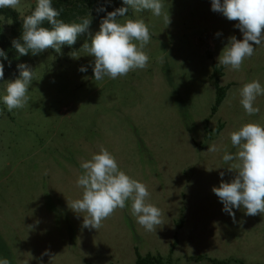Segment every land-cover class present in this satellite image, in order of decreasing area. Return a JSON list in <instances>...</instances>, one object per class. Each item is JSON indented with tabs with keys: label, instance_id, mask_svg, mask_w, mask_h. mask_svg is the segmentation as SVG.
Here are the masks:
<instances>
[{
	"label": "rangeland",
	"instance_id": "1",
	"mask_svg": "<svg viewBox=\"0 0 264 264\" xmlns=\"http://www.w3.org/2000/svg\"><path fill=\"white\" fill-rule=\"evenodd\" d=\"M163 3L168 25L147 10L129 8L119 18L143 19L149 27L145 69L94 80V58L82 46L116 9L111 3L92 13L98 20L74 45L23 63L34 71L25 108L7 110L2 96L7 81L17 77L0 80V259L135 264L152 256L162 264H264V214L233 209V220L212 191L236 175L228 169L236 161H223L225 151H238L230 133L249 122L264 125V95L256 98L260 111L251 116L239 96L253 80L264 87V46L253 45L254 55L238 71L219 65L228 39L243 38L237 21L213 12L211 0ZM213 62L223 68L220 86L226 91L216 113ZM81 66L87 71L80 72ZM213 144L219 151L208 152ZM100 146L120 170L146 184L147 202L162 212L156 231L136 222L131 200L99 230L84 228L83 216L68 207L82 195L76 184L81 162ZM46 250L49 255L42 256Z\"/></svg>",
	"mask_w": 264,
	"mask_h": 264
},
{
	"label": "clouds",
	"instance_id": "2",
	"mask_svg": "<svg viewBox=\"0 0 264 264\" xmlns=\"http://www.w3.org/2000/svg\"><path fill=\"white\" fill-rule=\"evenodd\" d=\"M125 7H119L102 18L99 31L90 36L82 49L94 58L93 77L102 81L105 77L116 79L126 76L136 69L148 66L149 56L144 51L149 44L151 34L143 19H127L124 23L119 18L125 17L129 8L137 13L150 11L154 16H163L164 22L170 23L168 12H164L163 0H123ZM20 0H0V8L16 9ZM211 10L221 13L229 21H237L235 27L243 34L242 39L231 36L218 57V64L231 70H240L245 59L254 55L256 46H264V0H211ZM106 11L101 7L97 12ZM62 9L53 7L52 0H37L35 10L23 18L22 35L12 41L20 55H38L48 49L61 52L64 45L72 46L78 37L89 30L91 17L81 18V22L67 23L59 19ZM47 22L52 27H44ZM217 36L220 33H216ZM22 41V42H21ZM77 58L76 52L70 54ZM0 58L7 59V54L0 49ZM19 76L6 83L2 101L7 110L23 109L29 104L28 96L33 81L34 71L27 64L17 65ZM80 72L87 67L81 66ZM4 78V64L0 61V80ZM264 95V87L259 80H253L239 90L240 103L249 116L259 113L254 107L256 98ZM233 146L238 151L235 155L225 151V163L236 161L228 169L236 175L230 182L221 179L213 193L223 204L225 213L235 220L233 209H243L246 215L264 214V125L249 122L230 133ZM208 152L219 151L213 144ZM83 173L78 177L77 187L82 188L80 198L68 203V207L83 216V227L99 230L102 222L117 209H124L126 201L131 200V214L136 222L146 231H156L162 223L161 210L147 202L150 196L146 184L133 179L120 170L116 158L103 146L89 160L82 161ZM221 172L220 176L223 177ZM83 214V215H82ZM43 255H49L46 250ZM0 264H10L7 258L0 259Z\"/></svg>",
	"mask_w": 264,
	"mask_h": 264
},
{
	"label": "trees",
	"instance_id": "3",
	"mask_svg": "<svg viewBox=\"0 0 264 264\" xmlns=\"http://www.w3.org/2000/svg\"><path fill=\"white\" fill-rule=\"evenodd\" d=\"M53 7L57 10L62 9L59 19L64 20L67 23L81 22V18L91 17L92 27L98 20L97 15H92L98 8H105L111 5L115 8L125 7L123 0H52ZM37 4L33 5L32 8L24 15H21L14 9L11 8H0V49H3L7 54V59L0 58V61L4 64V76L9 75L12 77L19 76V69L17 65L22 64L29 60L30 56L33 55L29 51L28 55H20L12 45L14 39H19L22 35V24L23 18L30 15ZM10 24L7 25L6 23ZM52 27L47 22L42 25ZM22 42V41H21ZM51 51H55L51 49ZM223 76V68L216 62H213V74H212V85L216 89L217 98L215 106L213 107V113H216L218 107L221 105L225 98L226 91L220 86V78ZM1 106V105H0ZM135 264H162L160 258L148 256L146 258H138Z\"/></svg>",
	"mask_w": 264,
	"mask_h": 264
},
{
	"label": "crops",
	"instance_id": "4",
	"mask_svg": "<svg viewBox=\"0 0 264 264\" xmlns=\"http://www.w3.org/2000/svg\"><path fill=\"white\" fill-rule=\"evenodd\" d=\"M37 4V0H20V5L14 9L21 15L26 14L33 5Z\"/></svg>",
	"mask_w": 264,
	"mask_h": 264
}]
</instances>
